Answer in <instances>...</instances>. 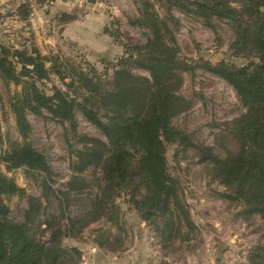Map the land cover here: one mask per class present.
Here are the masks:
<instances>
[{
    "label": "trees",
    "instance_id": "16d2710c",
    "mask_svg": "<svg viewBox=\"0 0 264 264\" xmlns=\"http://www.w3.org/2000/svg\"><path fill=\"white\" fill-rule=\"evenodd\" d=\"M168 3L169 11L177 8L203 17L207 23L213 18L227 22L235 36L233 45L250 52L251 61L243 66L226 62L203 66L230 85L247 109L239 121L240 147L223 158L213 148H196L202 160L213 165L226 188L223 197L230 205L241 207L238 215L247 222L255 217L264 222V0H169ZM21 8L24 10L21 18L27 21L31 9L28 5ZM76 19L69 17L65 24ZM169 21L156 14L151 1H143L133 24L147 29L150 36L146 44L132 47L121 40L119 30L106 25L105 34L122 47L123 54L113 66L114 74L105 81L90 78L87 69H65L59 56L43 57L36 49L28 52L0 44V73L6 81L22 87L11 103L21 135L26 136L30 130L28 114L43 116L47 111L51 119L64 126L69 122L75 130L76 113L81 112L107 141L94 140L75 151L76 161L71 164L68 182L70 192H54L57 201L46 206L40 199L29 198L22 222L11 219L6 202L25 192L0 169V264L80 263V250L65 246L63 240L78 234L75 225L79 219L66 217L73 201L70 193L80 194L89 188L82 174L91 168L101 169L103 180L100 193L89 198L90 207L84 217H91L92 222L106 217L118 227L121 209L117 200L127 198V204L153 228L163 248L176 242H192L199 236L183 190L170 174L167 162V143L192 145L184 133L171 126V118L182 109L178 103L183 105V100L172 94L181 86L179 77L171 84L172 65L180 70L196 69L187 64L179 67L181 62L177 60V44ZM112 24L117 26L116 22ZM165 36H170L171 47L162 42ZM47 63H52V67L47 68ZM133 67L149 71L152 82L135 77L131 73ZM51 71L69 91L74 90L73 95L54 86L53 95L47 96L38 87L37 83L49 80ZM67 78L70 83H65ZM2 163L9 171L24 168L49 180L54 176L47 157L27 143L4 152L0 166ZM63 219L66 225L62 224Z\"/></svg>",
    "mask_w": 264,
    "mask_h": 264
},
{
    "label": "rangeland",
    "instance_id": "374dc122",
    "mask_svg": "<svg viewBox=\"0 0 264 264\" xmlns=\"http://www.w3.org/2000/svg\"><path fill=\"white\" fill-rule=\"evenodd\" d=\"M143 1L0 0V44L28 52L36 49L43 57L59 56L65 69H87L90 78L97 80L99 77L105 81L107 76L109 78L114 74L113 66L118 58L108 60L107 56H97L95 51L71 40V36L64 32L65 22L69 17L78 20L94 16L97 19L106 18L109 20L107 25L119 30L124 43L131 47L143 45L150 32L133 24L139 17ZM147 1L154 4L160 18L170 20L169 28L173 30L178 49L177 60L181 62L179 67L183 68L184 64L192 68L196 66L192 71L180 70L172 65L171 84L176 82L177 77L181 82L172 94L183 100V105L178 103L182 109L171 118V126L175 131L184 133L192 145L187 142L167 143V162L170 174L183 190L192 218L199 228V236L192 242H176L163 248L153 228L127 204V198L117 200L121 209L118 227L106 217L95 222L91 217H84L90 207L89 198L100 193L103 180L102 170L91 168L82 174L89 182V188L80 194L70 193L73 201L66 217L79 219L75 225L78 234L64 239L63 244L80 250V263L84 256L88 258L90 253H97L91 250L94 244L98 245L101 255L122 254L138 244L144 254L152 256L151 264H264V222L259 217L247 222L238 215L241 207L230 205L223 197L226 188L217 178L213 165L203 161L196 148H213L215 154L223 158L240 147L239 121L247 109L230 85L205 71L203 66L220 62L243 66L251 61L250 52L247 48L240 51L233 45L235 36L225 21L213 18L207 23L203 17L183 13L177 8L169 11V0ZM22 5L31 9L27 21L21 18L24 11ZM112 22H116L117 26H112ZM68 31L69 35H86L79 24ZM89 38V42L95 41L90 46L94 49L106 48L110 43L107 42L109 40L102 43L103 40L97 38L98 43H102L97 44L95 38ZM162 42L171 47L170 36L163 37ZM46 67L51 68L52 63H47ZM131 73L152 82L150 72L143 68L133 67ZM65 83H70V79L67 78ZM37 85L47 96L53 95L54 86L74 94V90L69 91L52 71L49 80ZM21 90V86L6 81L0 73V156L14 146L30 144L47 157L54 176L49 180L38 172L24 168L9 171L1 164L2 172L13 178L25 192L23 196L13 195L6 202L10 217L16 222L24 220L29 198L40 199L46 206L57 201L58 196L53 195L54 192H70L68 182L72 175L71 164L76 161L75 151L91 145L94 140L107 143L101 132L81 112L76 113L75 130L69 122L64 126L51 119L47 111L43 112V116L28 114L30 130L26 136L21 135L11 105L14 95ZM63 220L62 224L66 225L67 221ZM255 256L254 260L250 259Z\"/></svg>",
    "mask_w": 264,
    "mask_h": 264
},
{
    "label": "crops",
    "instance_id": "0c3cea01",
    "mask_svg": "<svg viewBox=\"0 0 264 264\" xmlns=\"http://www.w3.org/2000/svg\"><path fill=\"white\" fill-rule=\"evenodd\" d=\"M98 17L94 16L90 19L86 20H78L67 24L66 27H64V32L71 36V40L74 42L79 43V45L83 47H87L93 51H95L97 56L101 57H109L108 60L111 59H117L123 54V49L118 44L114 43L113 39L105 34L104 28L109 23V20L106 18L97 19ZM75 24L80 25V29L84 32L86 35H82L81 33L77 34V36L69 35V28H73ZM88 33V34H87ZM89 37L95 38L97 44L105 43V40H109L107 42H110L109 45L105 48V46L101 49L100 47L94 49L90 46L94 44V42H89ZM97 38L103 40L102 43H98ZM104 60V59H103ZM106 60V59H105ZM102 61V60H101ZM91 250L93 252H97L96 254L90 253L89 257L87 258L84 256L83 261L80 264H151L152 256H149L148 254H144L143 251L138 247V244H136L135 247H131L127 250H125L122 254L121 253H109V255H101L100 249L98 245L94 244L91 247Z\"/></svg>",
    "mask_w": 264,
    "mask_h": 264
},
{
    "label": "water",
    "instance_id": "95a60500",
    "mask_svg": "<svg viewBox=\"0 0 264 264\" xmlns=\"http://www.w3.org/2000/svg\"><path fill=\"white\" fill-rule=\"evenodd\" d=\"M89 2H91V3H95V2H96V0H89Z\"/></svg>",
    "mask_w": 264,
    "mask_h": 264
}]
</instances>
